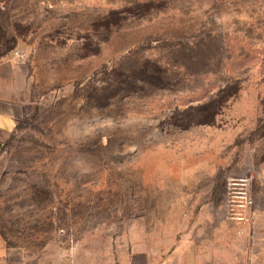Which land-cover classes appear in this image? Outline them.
<instances>
[{"label":"rangeland","instance_id":"374dc122","mask_svg":"<svg viewBox=\"0 0 264 264\" xmlns=\"http://www.w3.org/2000/svg\"><path fill=\"white\" fill-rule=\"evenodd\" d=\"M0 82L6 264H264V0H0Z\"/></svg>","mask_w":264,"mask_h":264},{"label":"crops","instance_id":"0c3cea01","mask_svg":"<svg viewBox=\"0 0 264 264\" xmlns=\"http://www.w3.org/2000/svg\"><path fill=\"white\" fill-rule=\"evenodd\" d=\"M5 91V88L1 86L0 82V150L17 124L15 112L8 103L10 99L9 93ZM8 261L7 257H0V264H6Z\"/></svg>","mask_w":264,"mask_h":264},{"label":"trees","instance_id":"16d2710c","mask_svg":"<svg viewBox=\"0 0 264 264\" xmlns=\"http://www.w3.org/2000/svg\"><path fill=\"white\" fill-rule=\"evenodd\" d=\"M204 121H207V120H204Z\"/></svg>","mask_w":264,"mask_h":264},{"label":"built area","instance_id":"2783aa9c","mask_svg":"<svg viewBox=\"0 0 264 264\" xmlns=\"http://www.w3.org/2000/svg\"><path fill=\"white\" fill-rule=\"evenodd\" d=\"M16 53H18V52H16Z\"/></svg>","mask_w":264,"mask_h":264}]
</instances>
